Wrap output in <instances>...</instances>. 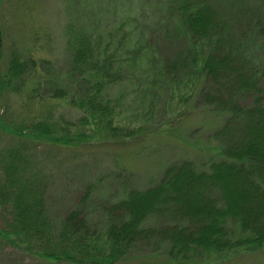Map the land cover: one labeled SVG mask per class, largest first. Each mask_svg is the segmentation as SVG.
<instances>
[{
  "label": "trees",
  "instance_id": "16d2710c",
  "mask_svg": "<svg viewBox=\"0 0 264 264\" xmlns=\"http://www.w3.org/2000/svg\"><path fill=\"white\" fill-rule=\"evenodd\" d=\"M82 7L83 23L75 19L67 28V62L52 68L55 83L63 85L55 89L53 110L45 107L46 118L25 127L1 118L2 128L17 137L0 150V209L9 216L0 227V248L33 251L46 264H118L153 254L190 264L199 253L225 260L262 248L264 0H89ZM155 30L171 49L151 40ZM226 48L235 49L230 61ZM222 77L231 86L227 92L215 88ZM21 79L20 68L2 83L10 90ZM127 95L138 105L146 100V129L193 101L218 112L223 123L211 136L216 145L209 155L171 163L145 187H137L127 169L123 188H115L118 176H98L55 208L47 194L51 163L25 139L80 150L98 139L92 132L126 138L115 121ZM245 98L250 111L242 109ZM61 107L69 111H57ZM249 112L248 131H241L236 119ZM239 130L247 142L234 139ZM184 188L190 198H183Z\"/></svg>",
  "mask_w": 264,
  "mask_h": 264
},
{
  "label": "rangeland",
  "instance_id": "374dc122",
  "mask_svg": "<svg viewBox=\"0 0 264 264\" xmlns=\"http://www.w3.org/2000/svg\"><path fill=\"white\" fill-rule=\"evenodd\" d=\"M88 1L0 0V150L14 146L15 137H17L14 129L2 128L3 118L13 120L14 125L19 123L20 126L23 124L25 127L43 117L46 118L48 110L45 107L53 110L55 104L53 98L63 85L55 83V71L52 68L66 64L67 28L75 19L83 23L82 16L85 11L83 12L82 6L85 7ZM233 29L234 27L232 31L235 32ZM227 33L229 34L228 31ZM160 37L161 30H155V35L151 40L158 42L159 49L163 44L171 49L166 41L163 43L160 40ZM224 53L230 61L234 57L235 49L226 48ZM229 66L236 71L240 69L238 63H231ZM19 67L22 70L20 86L17 85L7 90L3 85L5 79L12 71L16 72L20 69ZM248 79L250 82L253 81L252 76ZM225 80V77L220 78L219 82L215 83V88L227 92L231 86ZM20 87L22 88L19 89ZM139 91L143 93L142 88ZM30 92L34 95L29 97L30 100L24 101ZM236 95L238 97V94ZM233 98L236 97L233 96ZM131 99L128 95L123 98L125 101ZM145 101L143 100L140 105L136 101L126 102L124 105L120 102L119 106L122 108L117 110L119 113L115 122L120 124L118 127L131 133L129 136L127 132L126 138L119 136L115 139H108L107 136L93 135L91 131L92 136H98L97 140L85 143L83 149L70 150L52 145L42 146L38 144V141L43 142V138L27 136L28 139H25L24 144L31 148L30 151L41 154L45 163H51L50 169L54 176L47 194L52 196L55 208L65 207L71 202L75 193L80 191L84 183L98 176L112 180L118 176L120 179L114 181L117 185L115 188H123L127 177H130L124 173V169H127L134 175L130 178H133L136 186L145 187L151 180L161 176L171 163L202 155L203 151L209 155L208 149L216 145L214 139L211 138L212 133L218 130L223 123V118L218 112L201 108L193 101L183 110L177 108L173 112L172 120L162 117L157 127L146 129L143 124L145 116L141 113ZM73 103L77 105V100ZM241 104L242 109L249 111L253 106L252 102L246 98L242 99ZM66 109L61 107L57 111L65 113L69 111ZM262 109L264 110V107ZM251 114L249 112L236 119L241 131L248 129L247 124L252 117ZM15 119L18 120L15 121ZM90 129L92 128L88 129V134ZM240 130L234 134V139L237 142L244 140L247 142L243 136L244 132L241 133ZM184 190L187 192L183 198L186 199L187 196L190 198L189 189L184 188ZM208 195L214 196L212 192ZM171 208L177 209L176 204H172ZM5 218L9 216L6 217L0 209V227L4 225ZM168 222L164 220V223ZM200 227L194 224L193 229L197 230ZM3 247L4 249L0 248V264L47 263L43 258L37 257L33 251L24 253V255L9 245L5 244ZM206 255L202 253L192 255L190 264H264V245L260 249L242 252L225 260L211 259ZM118 264H172V262L153 254L128 259Z\"/></svg>",
  "mask_w": 264,
  "mask_h": 264
}]
</instances>
